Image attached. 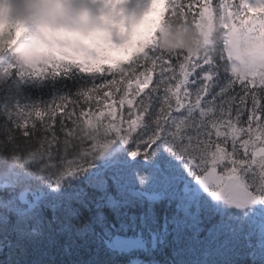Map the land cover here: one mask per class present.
<instances>
[{
  "label": "snow or ice",
  "instance_id": "obj_1",
  "mask_svg": "<svg viewBox=\"0 0 264 264\" xmlns=\"http://www.w3.org/2000/svg\"><path fill=\"white\" fill-rule=\"evenodd\" d=\"M29 3L16 17L0 11V41L23 64L43 57L45 40L97 46L109 35L87 6ZM91 3L117 6L128 21L121 35L149 36L150 43L128 50L120 71L106 69L74 99L54 102L41 131L52 148L64 142L61 171L0 200V254L14 255L13 264H56V252L72 255L76 235L96 251L67 264H264V0ZM0 5L11 7L9 0ZM104 7L100 20L107 19ZM158 15L194 25L200 38L177 32L166 40L177 50L166 51ZM217 22L224 32L219 54H189L185 49L211 42ZM11 69L21 75L15 64ZM22 112L17 105L13 116L0 105L9 142L17 133L25 142L35 136L31 115L21 119ZM82 122L96 130L72 156ZM5 181L0 187L13 183Z\"/></svg>",
  "mask_w": 264,
  "mask_h": 264
},
{
  "label": "trees",
  "instance_id": "obj_2",
  "mask_svg": "<svg viewBox=\"0 0 264 264\" xmlns=\"http://www.w3.org/2000/svg\"><path fill=\"white\" fill-rule=\"evenodd\" d=\"M161 47L168 51L166 40L170 35L177 32H182L187 36L199 39V31L192 24H184L177 18H170L167 21L161 19ZM191 28L195 29V36L190 34ZM217 28L221 29L217 22L215 30L212 34L211 45L202 44L200 48L203 53L217 55V37L219 42L223 41L222 31L217 32ZM174 49V48H171ZM0 42V53H1ZM124 61L116 68L106 67L102 72L90 70L82 72L74 65L68 62H63L62 66L46 65L39 71H32L26 76L14 75L9 66L8 72L1 74L0 72V105H6L16 116L17 105L23 112L21 119H25L31 115V121L35 124V136L25 142L24 138L18 133L15 140L9 142L4 137L8 124L4 120H0V184L5 183V177H11L13 183L9 187H0V200H6L11 196H18L21 192H31L41 184L49 182L50 178L58 175L61 171L59 153L64 149V142L61 140L57 143L56 148H52L47 141L43 139L41 128L47 121L50 111L55 108V101H58L61 96L74 99L75 94L82 88L90 86L91 77L103 75L106 69L118 72L121 70ZM1 65V59H0ZM20 73V70L16 68ZM67 73V75H65ZM39 109L41 115H37L33 109ZM94 123L82 122L79 123L74 130L73 146L70 150L72 156H79L81 146L79 140L85 138L95 132ZM14 174H19L17 178ZM76 241L72 248V255L64 254L63 251H58L55 254L56 264L64 261L65 264L69 260H89L96 251L95 244H85L87 237L81 238L74 235ZM8 259H5L3 254H0V264H13L15 256L7 254ZM104 252L101 251L100 256L104 258ZM138 257L145 259L142 254H137ZM157 260L163 261L164 256L157 254Z\"/></svg>",
  "mask_w": 264,
  "mask_h": 264
},
{
  "label": "rangeland",
  "instance_id": "obj_3",
  "mask_svg": "<svg viewBox=\"0 0 264 264\" xmlns=\"http://www.w3.org/2000/svg\"><path fill=\"white\" fill-rule=\"evenodd\" d=\"M73 7H89V11L92 16L97 18V22L101 23L108 29L109 35L104 37L97 46H89L85 44H70L66 39L55 38L51 41L45 40L43 57L38 61H45V63L56 61L59 66H62L65 60L73 65H77L81 70L99 68L100 65L105 64L108 66H115L119 62L127 59V51L132 50L139 51L145 44L150 42L149 36H137L134 39L127 35H121V25H126L128 21L120 15L119 8L115 5L104 7L102 4L97 3L92 5L91 0H71ZM159 4L163 3V0H157ZM9 3L14 10L20 12L23 15L30 10L29 0H9ZM41 9L44 8V4L40 3ZM104 7L105 13H107V19L100 20V9ZM2 11V10H0ZM162 12V9H160ZM160 16H157V25ZM0 23H3L0 20ZM30 32L35 31V25L29 22ZM143 31V29H141ZM119 41V43H115ZM258 42L264 44V35L259 37ZM49 48H52L50 50ZM69 58V59H66ZM111 61V63H107ZM37 62V63H38ZM36 63V64H37ZM35 65H30L35 67Z\"/></svg>",
  "mask_w": 264,
  "mask_h": 264
},
{
  "label": "clouds",
  "instance_id": "obj_4",
  "mask_svg": "<svg viewBox=\"0 0 264 264\" xmlns=\"http://www.w3.org/2000/svg\"><path fill=\"white\" fill-rule=\"evenodd\" d=\"M0 10L2 11H10L11 16L16 17L20 15V12L16 11L13 9V7L11 6L10 9L7 5H0ZM4 30H5V25L4 23H0V40L4 39ZM222 31V29L217 28V32ZM190 34L192 36H195V29L191 28ZM218 43H217V53L219 54L220 48L222 46V44L219 42V37H217ZM177 49H168V51H176ZM187 52H189V54L191 55H201L203 53V49L200 47H189L187 49H185ZM241 71H245V69L241 68ZM261 71H264V69H261Z\"/></svg>",
  "mask_w": 264,
  "mask_h": 264
}]
</instances>
